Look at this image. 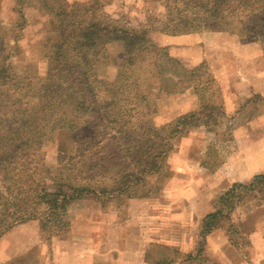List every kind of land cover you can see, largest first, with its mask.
<instances>
[{"label":"trees","instance_id":"1","mask_svg":"<svg viewBox=\"0 0 264 264\" xmlns=\"http://www.w3.org/2000/svg\"><path fill=\"white\" fill-rule=\"evenodd\" d=\"M112 1L13 0L12 21L0 23V241L14 227L37 221L41 242L50 246L69 235L74 204L88 202L105 213L113 205L118 210L129 201L156 199L173 175L169 158L175 140L193 129L213 135L207 155L218 160L220 149L215 147L224 138L218 135L224 113L202 97L210 95L213 79L206 63L187 69L175 92L180 96L193 89L200 107L160 126L155 122L159 99L145 89L148 77L141 83L120 69L113 83L100 79L99 67L109 64L112 45L135 51L156 72L169 57L167 47L154 44L146 25L135 28L107 14ZM179 2L181 24L236 35L241 44L259 45L264 58V0ZM28 8L47 18L52 28L36 60L19 67L28 60ZM131 55L129 64L134 61ZM101 126L111 141L101 139ZM66 134L75 155L51 168L49 149ZM107 172L117 176L114 192L102 189ZM255 199L258 204L264 199V176L247 185L233 183L220 194L217 209L202 219L192 251L166 246L155 255L146 252L145 262L220 264L206 253L207 240L216 232L245 258L253 241L233 216ZM261 237L264 246V234Z\"/></svg>","mask_w":264,"mask_h":264},{"label":"rangeland","instance_id":"2","mask_svg":"<svg viewBox=\"0 0 264 264\" xmlns=\"http://www.w3.org/2000/svg\"><path fill=\"white\" fill-rule=\"evenodd\" d=\"M71 1L90 3V0ZM12 5L13 0H3L0 10V23L7 25L12 21L10 13ZM181 7L179 0H113L105 8L107 14L121 19L127 25L135 28H139L141 24L146 25L151 36L165 34L173 43L180 44L177 47H168V56L169 52L175 56H181V42L185 46H190L193 52L196 51L193 45L201 44L206 45V48L203 49L204 54L213 58L221 56L219 59L216 58V61L212 60L208 63L209 71L214 78L209 84L211 85L210 95L205 97V94H202V97L211 100L210 105L222 109L224 117L218 128V135L222 134L224 138L220 137L218 140L219 143H222L218 145V148L217 145L215 147L217 152L219 151L217 149H220L217 155L218 160L215 155H207L213 135L206 133L202 128L191 130L186 137H183L185 140H181V142H186L185 146L189 149V160L186 159L188 165L181 170V192L178 194L180 198L173 200L176 204L178 202V206L180 205L177 211L179 215H174L175 211H173L172 205L174 208L177 205L171 201L177 193L178 186L170 185V180L167 181L164 192L156 199L149 200V204L146 203L144 206L135 207L127 203L125 207L118 210L113 205L105 213L98 209L96 213L91 211L95 215L96 225H99L95 234L100 235L102 233L101 236H105L104 242L108 241L110 237L107 232H105L106 234L103 233L105 225L107 230V224L112 221L115 225L120 224L121 228L125 227L126 224L130 226L134 222L136 226L132 230L123 228L121 232L128 233L131 239H136V252L142 253L143 260L146 251L152 250L155 255V252L166 246L178 251L182 249L183 252L192 251L198 236L195 229L205 215L217 209L220 194L228 190L235 182L249 184L254 177L264 176V88H259L261 94L259 97L253 98V92L257 88L255 80L263 78L264 83V76H260L264 66L261 62L264 59L261 48L257 44L255 46L250 44V50H233L235 40L240 42L236 35L221 32L206 33L202 29L200 30L198 24L193 26L181 24L179 22ZM29 9L27 12L30 26L25 41L28 60L20 63L19 67L30 66L28 65L30 64L29 60H36V56L40 54L45 42L46 33L52 28L47 18L41 17V14L34 9ZM172 20L173 22H171ZM188 33L191 34L182 37ZM218 36L228 39L220 40ZM108 51L110 55L109 64L101 65L98 70L99 77L104 83H113L116 72L120 69L127 71L129 75L139 79L141 83L148 77L150 81L145 89L153 97L159 99L158 104L161 107L168 103L169 95L167 93L177 92V85L174 87V81L176 77L181 76V66L177 65L175 61H171L169 57L162 60V70L156 72L155 69L149 68L147 61L135 56V51H130L134 55V61L130 64L127 54H131L125 52L120 45H112ZM233 66L246 68L244 75H255V80L242 77L236 82L231 81L230 77L227 76L231 72H228L227 68H233ZM257 67H260L259 73ZM249 70L254 71L253 74ZM184 73L185 70L183 75ZM229 83L234 84L227 88ZM192 106H195V110L200 107V102L196 97L194 100H190L188 105L184 104V108L189 109ZM170 114H174V112ZM100 128L101 139L106 142L111 141L112 135L107 128L105 126ZM204 136L208 137V140L202 138ZM214 140L217 142L216 135ZM179 145L181 146V143ZM73 147L74 143L67 134L61 136L55 145L49 149L47 156L49 167L56 168L59 163H63L74 156ZM202 150L203 154L201 155ZM175 163L176 170L181 168V156L176 157ZM116 181V174L107 172L103 176L102 189L114 192L117 188ZM259 203L261 204H258L256 199L251 200L246 206L238 209L233 216L234 222L253 241L252 247L245 249V258L227 243L221 232H216L208 238L206 244V253L211 256L213 261L220 264H264V246L260 241L262 234H264V199L260 200ZM89 206L92 205L89 204ZM111 227L113 228L112 224ZM82 230L84 231V229ZM122 237L128 238L124 233ZM101 241L103 242V240ZM59 242L61 240H56L50 246L41 243L35 248L33 254L36 257L33 256V258L35 260L37 258V263L42 262L44 264H55V259H57L58 264L60 256H58L56 244ZM112 242L114 241L112 240ZM75 244H79V241H76ZM97 245H92L89 250L94 252ZM101 248L102 264L106 251L103 247ZM89 250L86 251L91 253ZM84 257L83 250L77 248L72 257H64L60 264L83 263ZM149 261L152 263L154 258H149ZM142 264L148 263L144 260Z\"/></svg>","mask_w":264,"mask_h":264},{"label":"crops","instance_id":"3","mask_svg":"<svg viewBox=\"0 0 264 264\" xmlns=\"http://www.w3.org/2000/svg\"><path fill=\"white\" fill-rule=\"evenodd\" d=\"M191 33L182 35L186 36ZM220 40H226L227 37L218 36ZM152 41L155 45L159 47H170V46H180L178 43H173L169 37H166L165 34H154L151 36ZM256 44H251V46H255ZM199 46V47H198ZM193 45V48L196 49L195 52L191 49L190 46L183 45V42H181V56H175L172 54V52H169V58L171 61H175L177 65L181 66V76H178L175 78L174 81V87L178 84V81L182 78L184 70L194 68L198 66L201 63H208L212 60L216 61V58H220L221 56H218L216 58L210 57L206 54H204L203 49L206 48V45ZM186 47H190L188 49H185ZM233 50L237 51H245L250 50V44H241L240 42H237L235 40L234 46L232 47ZM171 54V55H170ZM169 60V59H168ZM243 60V59H239ZM246 61V60H244ZM260 61V60H258ZM262 64H264L263 59L261 60ZM209 66V65H208ZM169 68V67H168ZM246 68L241 67H228L227 71L231 72L228 77L233 82H236L238 79H242V77H245L246 79H254L255 75H244L246 72ZM262 72H264V66L262 67ZM251 74H253L254 71L249 70ZM257 72H260V67H257ZM260 76H264L262 75ZM212 76V75H211ZM259 77V75H258ZM214 78V76H212ZM263 79V78H262ZM262 79L258 78V80H255V86L257 87L254 93L253 98L259 97L261 94V90L259 88H264V83ZM218 81V80H217ZM234 84V83H233ZM233 84L229 83L227 88L231 87ZM162 90V88H161ZM250 92V91H249ZM184 94L177 96L175 95V92L167 93L169 95L168 97V103L161 107L159 111V115L156 117V124L158 126L168 123L169 121L173 120L174 118L184 115L187 113H190L194 111V107L184 108V104L189 103L190 100H194L196 97L193 93V89H187L183 92ZM221 94V93H220ZM250 97V96H248ZM251 98V97H250ZM197 99V97H196ZM176 110H173L175 109ZM189 111V112H188ZM171 112H174V114H170ZM204 131V130H203ZM206 140H208V137L204 136L202 137ZM211 139V138H209ZM181 140H185L184 138H179L175 140V151L169 158V164L173 171L172 178L170 179V185H176L177 193L173 196L171 201L179 199V193L181 192V170L185 169L188 165L186 162V159L189 160V149L185 146L186 142ZM181 143V146L178 144ZM201 149V148H200ZM203 154V150L201 151V155ZM181 156V168H178V170L175 169V160L176 157ZM236 183V182H235ZM241 183V182H239ZM251 183V182H250ZM244 184V183H243ZM247 185V184H246ZM166 192V191H165ZM178 197V198H177ZM149 200H136V201H129L128 203L131 204V206H144L146 203L149 204ZM178 201V200H177ZM174 203V202H173ZM90 203L88 202H81L74 204L69 209V220H70V233L68 237L65 240H61L59 243H55L57 245L58 249V256H60L59 263H61V260L65 257H72L74 251L78 249H82L84 252V260L82 262H76L73 264H101V251L102 248L106 251V254L104 256V261L102 264H142L144 262L142 253H137L135 248L136 239H131L128 233H124L128 238H123V233L121 232L123 228L132 230L136 224L133 222L130 226L129 224H126L125 227L121 228L120 224H114L113 221L111 223L107 224V230L105 225V230L103 233L107 232L109 237V240L104 242L105 236H101L102 233L95 234L97 231L96 229L99 227V225H96L95 222V215H93V212H98L96 208L93 206H89ZM176 204V203H174ZM91 205V204H90ZM177 206L174 208L173 211L175 216H178L177 213L178 208H180V205L178 206V202L176 204ZM93 211V212H91ZM102 215V213H101ZM197 216V215H195ZM204 218V217H203ZM202 221V220H201ZM200 221V223H201ZM99 222V221H98ZM102 223V221H101ZM196 227L195 233L198 234L199 226ZM111 224L113 228L111 227ZM133 225V226H132ZM84 229V231L82 230ZM86 230H89L88 232ZM106 234V233H105ZM196 234V235H197ZM130 238V239H129ZM129 239V240H128ZM103 240V242L101 241ZM112 240L114 242H112ZM124 240V241H123ZM76 241H79V244H75ZM41 240L39 238V223L37 221H32L27 224L14 227L11 231H9L7 234L3 236V238L0 241V264H36V260L33 258L36 257L33 252L35 251V248L39 245H41ZM114 243V244H113ZM98 244V245H97ZM97 245L95 248V251L89 250L91 246ZM127 245V246H126ZM193 245V244H192ZM91 251V253H88L87 251ZM131 251V252H129ZM182 251V249H181ZM185 251V250H184ZM128 252V253H127ZM147 252V251H146ZM183 252V251H182ZM187 252V251H186ZM98 253H100L98 255ZM124 257V258H123ZM56 263L57 264V259ZM37 264H44L42 262ZM72 264V263H70Z\"/></svg>","mask_w":264,"mask_h":264}]
</instances>
